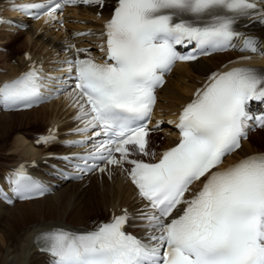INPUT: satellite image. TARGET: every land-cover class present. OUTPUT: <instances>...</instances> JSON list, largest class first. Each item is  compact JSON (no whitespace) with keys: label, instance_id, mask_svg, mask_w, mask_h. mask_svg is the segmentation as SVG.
Returning <instances> with one entry per match:
<instances>
[{"label":"snow or ice","instance_id":"snow-or-ice-1","mask_svg":"<svg viewBox=\"0 0 264 264\" xmlns=\"http://www.w3.org/2000/svg\"><path fill=\"white\" fill-rule=\"evenodd\" d=\"M77 3L103 7L104 0H46L13 7L26 14L41 9L55 20L64 5ZM251 17L264 24V9L256 0H117L104 25V62L79 58L86 49L65 61L75 81L69 95L78 109L76 119L83 124L75 131L99 137L92 151L75 157L82 162L75 167L80 173L104 172L99 161L122 168L147 202L139 219L147 221L149 231L147 242L128 233L125 210L92 231L44 232L37 241L53 258L51 264H264V153L215 170L241 147L250 127H264V113L247 110L251 101L264 102V71L235 67L213 72L178 116L179 142L157 162L130 158L133 153L149 155L146 121L163 74L178 60L193 61L209 50L226 51L241 37V50L258 51L257 39L235 28L240 19ZM193 43L187 54L176 50L177 45ZM45 79L33 66L0 84V104L31 107L42 101ZM54 140L49 135L37 142ZM8 182L21 199L46 191L23 165ZM195 182H202V187L185 198ZM0 196L7 199L5 193Z\"/></svg>","mask_w":264,"mask_h":264},{"label":"bare ground","instance_id":"bare-ground-1","mask_svg":"<svg viewBox=\"0 0 264 264\" xmlns=\"http://www.w3.org/2000/svg\"><path fill=\"white\" fill-rule=\"evenodd\" d=\"M108 9L107 5L104 12ZM88 16L91 18L89 25L98 28L99 22L93 19L89 10ZM249 30L264 40V24L257 21L249 26ZM47 36H39L33 30L17 44L18 46L16 45V52L20 48L40 50L38 41H43ZM11 39L13 38H10L9 34L0 33V43ZM7 55L0 52V61L3 62L0 67L10 74H15L20 69L10 63ZM233 57L231 54H219L202 58L191 64H180L161 92L160 107L163 112L171 114L187 100L202 74H207L212 68ZM0 78H5V73L0 72ZM62 113V109L57 104L25 112L1 113L0 174L20 159L35 157L44 152L43 149L31 145L29 138L32 135L25 134L22 131L24 128L37 124L44 125L46 128L52 118L60 117ZM30 115L34 117L30 119ZM16 126L18 128L14 133L13 129ZM12 131L15 134L13 140L9 146L5 147L6 140ZM169 142H173L172 138H169ZM262 147H264V131H259L245 144L242 152L231 157L230 160L235 161L242 155L261 150ZM102 185L104 184L93 183L91 187L83 190H79L74 185H67L58 190L55 195L35 201L18 202L12 207L0 202V264H48L45 260L46 254L39 253L33 245V237L40 229L51 224H71L76 228L90 227L91 221L103 217L109 206H115L121 202L124 204L128 200L127 185L122 183Z\"/></svg>","mask_w":264,"mask_h":264},{"label":"rangeland","instance_id":"rangeland-1","mask_svg":"<svg viewBox=\"0 0 264 264\" xmlns=\"http://www.w3.org/2000/svg\"><path fill=\"white\" fill-rule=\"evenodd\" d=\"M18 51V50H17ZM8 56V55H7ZM10 59V58H9ZM34 116L33 115H30L29 116V118L31 119V118H33ZM31 126H35V125H31ZM31 126H29V127H31ZM36 126H38V124L36 125ZM17 126L13 129V131H14V133L17 131ZM13 131L9 134V137H8V139L6 140V144L4 145L5 147H7V146H9L10 144H11V142H12V140H13V136L15 135L14 133H13ZM11 137V138H10ZM4 224L2 223V226H3Z\"/></svg>","mask_w":264,"mask_h":264}]
</instances>
